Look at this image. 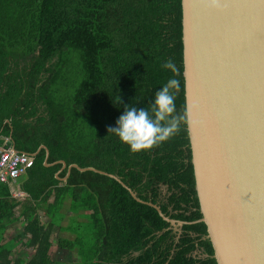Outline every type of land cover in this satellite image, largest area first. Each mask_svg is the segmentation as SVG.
I'll return each instance as SVG.
<instances>
[{
	"label": "trees",
	"instance_id": "16d2710c",
	"mask_svg": "<svg viewBox=\"0 0 264 264\" xmlns=\"http://www.w3.org/2000/svg\"><path fill=\"white\" fill-rule=\"evenodd\" d=\"M168 60L175 74L162 68ZM170 78L179 81L177 113L186 122L167 142L130 152L108 127L125 105H150ZM6 139L34 165L18 182L24 199L0 185V264H58L56 248L76 251L80 264H217L204 223L176 232L116 180L73 169L64 183L61 164L45 165L94 168L170 219L203 218L187 127L182 0H0V147ZM67 204L76 218L64 226ZM22 220L23 235L8 241V228ZM56 229L75 239L55 244ZM20 246L27 259L16 256Z\"/></svg>",
	"mask_w": 264,
	"mask_h": 264
},
{
	"label": "water",
	"instance_id": "95a60500",
	"mask_svg": "<svg viewBox=\"0 0 264 264\" xmlns=\"http://www.w3.org/2000/svg\"><path fill=\"white\" fill-rule=\"evenodd\" d=\"M187 127L203 218L217 264H264V0H182ZM45 150L47 160L49 150ZM15 153H20L13 148ZM67 170V176L59 175Z\"/></svg>",
	"mask_w": 264,
	"mask_h": 264
},
{
	"label": "clouds",
	"instance_id": "9594fccd",
	"mask_svg": "<svg viewBox=\"0 0 264 264\" xmlns=\"http://www.w3.org/2000/svg\"><path fill=\"white\" fill-rule=\"evenodd\" d=\"M162 68L173 74L176 72L175 65L170 60L165 61ZM178 86L179 81L170 78L155 91L150 105H125L115 126L108 127L109 135L118 138L119 143L127 146L132 153L149 150L167 142L180 130L181 124L186 122V113H177Z\"/></svg>",
	"mask_w": 264,
	"mask_h": 264
},
{
	"label": "rangeland",
	"instance_id": "374dc122",
	"mask_svg": "<svg viewBox=\"0 0 264 264\" xmlns=\"http://www.w3.org/2000/svg\"><path fill=\"white\" fill-rule=\"evenodd\" d=\"M161 193H162L163 199L165 200V198L168 196L167 188L162 187ZM68 205L69 204H67V207L63 211L64 216L66 215V220L63 224L64 226H68L71 223V221L72 222L75 221V219H73V218H76L73 216V214H71L69 212ZM19 213H20V209L17 210V215H19ZM41 220L45 224L49 223V220L43 214H41ZM24 226H25V224L23 223V220L12 225V226H10L7 230L8 231L7 232V240L10 241V240L14 239L15 237H17L18 235H23ZM172 227L176 232H181V227H182L181 225L172 224ZM61 238L69 239V240L75 239L73 234L61 232L60 230L56 229L52 235V241H54L55 244H58L57 242ZM18 250H19V253H18V255H16L18 257H22V258L27 259L28 256L30 255V252L28 250H26L25 248H23V246H20ZM53 259L58 264H80V259L77 255L76 251L75 252H69L66 250H60L59 248H56Z\"/></svg>",
	"mask_w": 264,
	"mask_h": 264
},
{
	"label": "built area",
	"instance_id": "2783aa9c",
	"mask_svg": "<svg viewBox=\"0 0 264 264\" xmlns=\"http://www.w3.org/2000/svg\"><path fill=\"white\" fill-rule=\"evenodd\" d=\"M33 165L34 158L27 154L15 153L13 148L0 149V185H15Z\"/></svg>",
	"mask_w": 264,
	"mask_h": 264
},
{
	"label": "crops",
	"instance_id": "0c3cea01",
	"mask_svg": "<svg viewBox=\"0 0 264 264\" xmlns=\"http://www.w3.org/2000/svg\"><path fill=\"white\" fill-rule=\"evenodd\" d=\"M6 142H8L7 139L5 140L4 145H3L2 147H0V149H4V148H6ZM31 157H32V156H31ZM18 182H19V180L17 181V183H16L15 185H12V186H9V185H8V186L11 188V191H12L13 197H15V198L18 199V200H21V199H24L25 194L21 191V189H20V184H19ZM41 214H42V213H40V216H41ZM47 219H48V218H47Z\"/></svg>",
	"mask_w": 264,
	"mask_h": 264
}]
</instances>
